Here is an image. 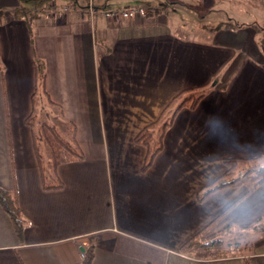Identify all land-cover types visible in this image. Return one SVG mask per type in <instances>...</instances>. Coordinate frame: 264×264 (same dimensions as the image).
<instances>
[{
    "label": "crops",
    "instance_id": "crops-1",
    "mask_svg": "<svg viewBox=\"0 0 264 264\" xmlns=\"http://www.w3.org/2000/svg\"><path fill=\"white\" fill-rule=\"evenodd\" d=\"M227 1L122 0L115 10L166 12L110 20L91 17L100 8L87 1L35 20L31 43L14 18L25 4L0 0V188L16 194L26 222L20 242L0 207V264H80L89 247L93 264H264V183L248 195L232 187L197 198L226 171L225 159L264 156V37L247 24L186 31L177 16L183 9L198 21ZM33 54L83 155L57 167V191L42 188L25 124L37 108ZM184 90L205 95L176 114L143 170L147 150L135 137ZM258 218L260 227L243 229ZM208 226L229 254L180 252Z\"/></svg>",
    "mask_w": 264,
    "mask_h": 264
},
{
    "label": "trees",
    "instance_id": "trees-1",
    "mask_svg": "<svg viewBox=\"0 0 264 264\" xmlns=\"http://www.w3.org/2000/svg\"><path fill=\"white\" fill-rule=\"evenodd\" d=\"M20 1L25 5L16 7L14 18L17 20L22 19L26 23L32 43V21L42 17L57 16L58 13L50 11L53 6L54 8H59L57 6V0ZM68 1H71L68 5L69 9H84L79 0ZM102 8L105 7L103 6ZM142 8L147 10L146 16H153L166 12L162 6H145ZM1 16L2 13L0 12V18ZM237 26L239 27L241 24H219L217 29ZM261 46L264 47V39L261 41ZM33 63L36 86L35 93L32 96V103L35 105L37 100L36 97L39 94V99L44 104L40 105L38 111L34 109L32 114L26 119L25 124L30 127L33 133L34 150L40 169L42 188L44 191H57L63 187L56 176L57 167L64 162L82 160L83 155L80 153L75 142V127L72 123H63L61 121L67 126L66 132H64L65 137L61 135L55 124L40 121L37 122L38 127H35L34 122L42 113L50 115L56 123L62 119V116L61 114L60 116L53 115L52 110H58L59 112V109L55 108L56 106L49 99L45 88L46 72L44 62L33 54ZM204 93L205 92H197L196 90H184L180 92L169 102L155 122L149 124L137 134L135 142L144 146L147 150L143 170H147L152 165L155 157L162 150L164 134L172 125L176 114L183 107L194 109L198 102L204 97ZM37 112H39V114ZM46 150H48L50 156L49 164H47L44 159V152ZM224 164L226 166V171L220 177L199 190L197 198L200 202L214 192L232 187H243L245 189V195H248L264 183V156L254 159L227 158L224 160ZM241 164L245 165V168L244 166L241 167ZM0 207L12 221L16 236L21 242L26 222L20 214L16 194L0 188ZM261 223L262 219L258 218L253 223L243 226V229L253 228ZM223 237L224 235L222 233H210V226H208L184 243L180 248V252L192 257L205 254L211 250L219 252L224 247ZM93 258L94 248L89 247L84 250L80 264H93Z\"/></svg>",
    "mask_w": 264,
    "mask_h": 264
},
{
    "label": "rangeland",
    "instance_id": "rangeland-1",
    "mask_svg": "<svg viewBox=\"0 0 264 264\" xmlns=\"http://www.w3.org/2000/svg\"><path fill=\"white\" fill-rule=\"evenodd\" d=\"M62 5H69L71 1L68 0H58ZM87 1H92L95 7L101 8L98 11H114L116 9V5L122 3V0H80V3L87 4ZM225 7L215 6V8L206 14L204 17L202 16L198 21H191L190 19L185 17V11L183 9H179L177 14L178 18L182 22L181 27L183 29H190L196 26H202L204 28H211L212 25H217L220 23H230L233 25L247 24L253 27L257 32L258 36L264 37V0H229L223 4ZM84 6V5H83ZM105 6L106 8H102ZM129 7V6H128ZM125 7L118 8L117 10H121ZM94 10V9H93ZM147 17V16H145ZM138 17V18H145ZM43 18V17H42ZM137 19V18H136ZM34 21H32L33 23ZM264 49L263 46H261ZM40 95L36 97V110H39L40 105L44 104L40 99ZM54 116H60L58 110H52ZM60 119V118H58ZM45 122L49 124H55L58 131L61 133L63 137H65L64 132H66L67 126L59 120L57 123L55 120L48 114L42 113L34 122L35 127H38L37 122ZM44 159L47 164L50 163V156L48 150L44 152ZM245 165L241 164V167ZM243 188V187H242ZM263 225V224H262ZM260 227V224L258 225ZM229 232H232L230 230ZM227 236V235H226ZM227 239L231 240L230 236H227ZM231 251L228 249H223L222 253L229 254Z\"/></svg>",
    "mask_w": 264,
    "mask_h": 264
},
{
    "label": "built area",
    "instance_id": "built-area-1",
    "mask_svg": "<svg viewBox=\"0 0 264 264\" xmlns=\"http://www.w3.org/2000/svg\"><path fill=\"white\" fill-rule=\"evenodd\" d=\"M53 13L58 14H66L69 11L68 6H61L59 8H54V6L50 9ZM89 14L91 17L99 16L105 20H110L114 17H120L122 19H136L138 17H145L147 15V10L142 7H125L121 10H114V11H98L93 10V8L89 9Z\"/></svg>",
    "mask_w": 264,
    "mask_h": 264
},
{
    "label": "clouds",
    "instance_id": "clouds-1",
    "mask_svg": "<svg viewBox=\"0 0 264 264\" xmlns=\"http://www.w3.org/2000/svg\"><path fill=\"white\" fill-rule=\"evenodd\" d=\"M213 120H214V122H219V121H218V119H217V118H215V117L213 118Z\"/></svg>",
    "mask_w": 264,
    "mask_h": 264
},
{
    "label": "water",
    "instance_id": "water-1",
    "mask_svg": "<svg viewBox=\"0 0 264 264\" xmlns=\"http://www.w3.org/2000/svg\"><path fill=\"white\" fill-rule=\"evenodd\" d=\"M80 251L83 253L84 252V249L83 248H80Z\"/></svg>",
    "mask_w": 264,
    "mask_h": 264
}]
</instances>
